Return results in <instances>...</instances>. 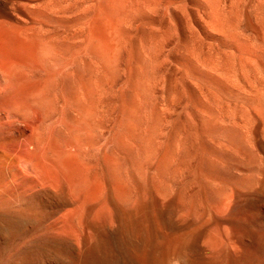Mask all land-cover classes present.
I'll return each mask as SVG.
<instances>
[{
	"label": "rangeland",
	"instance_id": "obj_1",
	"mask_svg": "<svg viewBox=\"0 0 264 264\" xmlns=\"http://www.w3.org/2000/svg\"><path fill=\"white\" fill-rule=\"evenodd\" d=\"M47 1L0 0V264L256 263L264 0Z\"/></svg>",
	"mask_w": 264,
	"mask_h": 264
},
{
	"label": "bare ground",
	"instance_id": "obj_2",
	"mask_svg": "<svg viewBox=\"0 0 264 264\" xmlns=\"http://www.w3.org/2000/svg\"><path fill=\"white\" fill-rule=\"evenodd\" d=\"M47 1V0H46ZM48 2V1H47ZM50 2V1H49ZM226 2V1H225ZM36 4H38V3H36ZM28 4H26V5H24V6H26L25 8H29L28 6H27ZM41 5H42V3L41 2H39V5H33V6H35V7H39V8H41ZM37 7V8H38ZM84 15H83V18L82 19H78V27L80 28V30L83 32V30H92L93 29V26H94V24H95V22H96V18H97V13L95 12V10H96V6L94 5V4H91V0H86V2H85V8H84ZM27 11V10H26ZM28 11H29V9H28ZM25 14H27V13H25ZM28 15V14H27ZM27 15H25V16H20L19 17V19H18V21H16V23L15 22H13V23H10V24H7V25H5V26H8V29H9V33H7V35H8V37L12 40V41H15V42H18L19 44H21L20 45V47H22V46H24V44L27 42V39H29L30 38V33L28 32V31H30V29L31 28H34L35 27V25H34V22H36V21H41V23H39V24H42V20L41 19H39V17L41 18V16H37L38 18H37V20H36V18L34 17V15H31V14H29V16L34 20V22H33V20L29 17H27ZM32 21H31V20ZM39 19V20H38ZM58 20H61V18L60 19H58ZM60 22L61 21H59V24H60ZM37 23V22H36ZM63 25V24H62ZM217 25V24H216ZM65 26V28L64 29H66V30H70V29H72V28H70L67 24H65L64 25ZM40 27V26H39ZM57 27V26H56ZM60 27H61V25H60ZM59 28V27H58ZM60 29V28H59ZM77 29V28H76ZM58 30V29H57ZM80 30H78L79 32H80ZM46 31L48 32V30L46 29ZM219 31V30H218ZM33 32V31H32ZM38 32H41V30H38ZM49 32H51L50 30H49ZM85 32H87V31H85ZM59 33V30L58 31H56V29L54 30V33H53V31H52V34L54 35V36H57V34ZM73 33V32H72ZM76 33V31H74V34ZM81 33V32H80ZM32 34V33H31ZM34 34V33H33ZM82 34V33H81ZM5 35V34H4ZM36 35V34H35ZM37 35H39V34H37ZM41 37V36H40ZM42 38V37H41ZM18 48H19V46H18ZM36 54V53H35ZM250 74V73H249ZM258 79V78H257ZM246 87V86H245ZM263 89V88H262ZM260 94V93H259ZM238 172V171H237ZM250 178H252L251 176L249 177V179ZM238 180V179H237ZM242 180V179H241ZM224 181V180H223ZM209 182V181H208ZM235 182H237V181H235ZM243 182V181H242ZM246 182V181H245ZM197 183V182H196ZM217 183V182H216ZM241 183V182H240ZM250 184V183H249ZM234 185H236V184H234ZM238 185V184H237ZM244 185H246V184H244ZM250 186V185H249ZM244 187V186H243ZM205 188V187H204ZM212 188V187H211ZM229 188V187H228ZM237 196H240L239 195V193H237ZM200 197V196H199ZM229 197V196H228ZM227 198V194L226 193H223V195H222V197H221V199H219V200H215V201H213V203H212V206L213 207H216V208H224V206L226 205L225 204V199ZM213 199V198H212ZM228 201V200H227ZM226 201V202H227ZM201 209V208H200ZM237 209V208H236ZM181 210V209H180ZM183 210V209H182ZM204 210V209H203ZM216 210V209H215ZM220 210V209H219ZM160 211V210H159ZM210 211H212V210H210ZM214 211V210H213ZM162 213V212H161ZM182 213V212H181ZM195 213V212H194ZM202 213H204V212H202ZM202 213H201V215H202ZM217 213V212H216ZM212 214V213H211ZM185 215V217H186V214H184ZM178 216H180V215H178ZM196 216H197V213H196ZM219 216V215H218ZM184 217V216H183ZM211 218H212V215H211ZM179 219V218H178ZM185 219V218H184ZM196 219V218H195ZM183 221V220H182ZM206 221H207V219H206ZM158 222V221H157ZM192 222V221H191ZM205 222V221H204ZM208 222V221H207ZM206 222V223H207ZM160 223V222H159ZM170 223V222H169ZM179 223V222H178ZM197 224V223H196ZM160 225V224H159ZM165 225V224H164ZM186 225V224H185ZM202 225H205V224H203V222H202ZM234 225H237V224H234ZM194 226H195V224H194ZM198 226V225H197ZM255 226V225H254ZM170 227H171V225H170ZM189 227V226H188ZM188 227H184V226H182V227H180V228H178V235H184L188 230ZM196 227V226H195ZM218 227L219 226H217V228L216 229H213V231H214V233H211V232H209V233H207V235H206V237H205V239L204 240H202L203 242L202 243H198V246L201 248V247H206V248H208V249H210L211 251H213V253H214V250H216V248H217V245L219 244V243H221L220 242V237H219V235L218 236H215L214 234H218L219 232H220V230L218 229ZM161 228V227H160ZM194 227L192 226V229H193ZM207 228V227H206ZM191 229V230H192ZM198 229V228H197ZM224 229V228H223ZM230 229V228H229ZM210 230V229H209ZM166 231V230H165ZM212 231V230H211ZM247 231H248V234H249V236L251 235L252 237H255V239L257 240V248H256V253H258V256L257 257H254L252 260H255L256 261V263H250L249 261H248V259H246V258H248V256L246 257V258H244V259H242V260H240L237 256H235V262H234V264H261L262 263V261H264V225H256L255 227H250V228H247ZM174 232V231H173ZM193 232V231H192ZM227 232V231H226ZM171 233V231L168 233L167 232V234H170ZM221 233V232H220ZM173 234V233H172ZM172 234H170V235H172ZM175 234V236H176V232L174 233ZM223 234H224V232H223ZM226 234V233H225ZM224 234V235H225ZM165 235V234H164ZM170 235H168V236H170ZM175 236H173V237H175ZM221 236V235H220ZM228 236V235H227ZM172 237V238H173ZM177 237V236H176ZM171 238V240H173ZM161 239H163V237L161 238ZM225 239V238H224ZM234 239V238H233ZM179 240V239H178ZM227 241V240H226ZM165 242V241H164ZM163 242V240H162V242L161 243H164ZM232 243V242H231ZM230 243V244H231ZM237 243V242H236ZM235 244V243H234ZM245 244V246H247V244L246 243H244ZM220 245V244H219ZM225 245L227 246V244L225 243ZM230 246V245H229ZM248 247H249V245H248ZM225 248V247H224ZM227 249V248H226ZM224 251V250H223ZM228 251V250H227ZM235 252V251H234ZM218 253V252H217ZM224 253H225V251H224ZM223 253V254H224ZM228 253H229V251H228ZM236 253V252H235ZM237 255V254H236ZM234 256V255H233ZM263 264V263H262Z\"/></svg>",
	"mask_w": 264,
	"mask_h": 264
}]
</instances>
